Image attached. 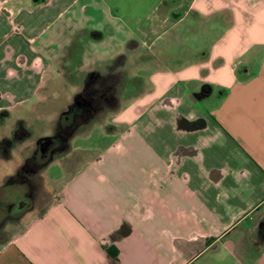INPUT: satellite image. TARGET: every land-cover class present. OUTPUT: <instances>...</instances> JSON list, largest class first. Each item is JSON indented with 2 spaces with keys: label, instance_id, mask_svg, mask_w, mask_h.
Returning <instances> with one entry per match:
<instances>
[{
  "label": "crops",
  "instance_id": "1",
  "mask_svg": "<svg viewBox=\"0 0 264 264\" xmlns=\"http://www.w3.org/2000/svg\"><path fill=\"white\" fill-rule=\"evenodd\" d=\"M0 2V113L122 49L161 68L0 264H264V0Z\"/></svg>",
  "mask_w": 264,
  "mask_h": 264
},
{
  "label": "rangeland",
  "instance_id": "2",
  "mask_svg": "<svg viewBox=\"0 0 264 264\" xmlns=\"http://www.w3.org/2000/svg\"><path fill=\"white\" fill-rule=\"evenodd\" d=\"M9 9V3L0 2V12L5 14L14 32L13 28H19L15 21L17 13H9ZM109 48L106 52L111 55L113 52ZM121 51L123 55L114 61L99 58L90 61V66L84 68L86 72L70 77V87L64 81L51 84L49 89H56L59 93L54 94L55 98H43L34 103L31 101L12 112L0 113V249L43 213L77 171L122 135L125 126L114 121L115 115L150 90V74L161 69L154 56L149 50L133 53L127 48ZM66 53L63 51L64 56ZM88 73L99 75L97 80L100 86L108 78L117 77L116 103L112 107L103 108L92 122L81 125L75 134L60 145L62 150L57 154H51L46 146L44 167L32 173L25 161L41 153L38 141L52 138L56 134L58 118L63 112L69 111L76 101H81L78 94L82 92L85 81L91 79ZM49 94V91L44 93L45 96ZM90 102L88 98L83 103ZM25 192L29 194L27 206L15 213L10 205L15 202L18 194Z\"/></svg>",
  "mask_w": 264,
  "mask_h": 264
},
{
  "label": "trees",
  "instance_id": "3",
  "mask_svg": "<svg viewBox=\"0 0 264 264\" xmlns=\"http://www.w3.org/2000/svg\"><path fill=\"white\" fill-rule=\"evenodd\" d=\"M96 76V80L93 78ZM92 79H87L84 84V88L80 94H78V99L76 103L72 104L70 107V113H65L58 120V127L56 129V138L65 142L73 134L77 132V129L84 124L92 122L94 116L100 114V111L105 107H112L116 103V89H117V77L113 76L108 78L103 85H99L98 77L99 75L92 73L89 75ZM88 96V97H87ZM88 98H92L90 102V107L84 105L83 102ZM83 100V101H82ZM64 117L68 119L65 120ZM264 237V227H263Z\"/></svg>",
  "mask_w": 264,
  "mask_h": 264
},
{
  "label": "flooded vegetation",
  "instance_id": "4",
  "mask_svg": "<svg viewBox=\"0 0 264 264\" xmlns=\"http://www.w3.org/2000/svg\"><path fill=\"white\" fill-rule=\"evenodd\" d=\"M83 104H85V103H83ZM86 105H88L90 107L91 104L87 103ZM69 111H66L65 113H68ZM65 113L63 112L62 115ZM60 117L58 118V120L60 119ZM64 119L67 120L68 118L64 117ZM57 127H58V121L56 123V129H57ZM62 144H63V141H61L60 139H57L55 134L52 136V138H48L47 140H44V142L38 141V145H39L41 153L38 156L36 154H34L31 158H29L28 160L25 161V165H28V167H30L29 169L32 173H37L38 171H40L44 167L43 160L45 158L44 150H45L46 146L48 147L47 149L51 154H57L59 150H62V148H61ZM28 199H29V194L27 192H25L23 194H18L15 197V202L12 203L10 205V207L12 206V210L15 213H19L21 211V209H19V206L22 205V207L23 206L26 207Z\"/></svg>",
  "mask_w": 264,
  "mask_h": 264
},
{
  "label": "water",
  "instance_id": "5",
  "mask_svg": "<svg viewBox=\"0 0 264 264\" xmlns=\"http://www.w3.org/2000/svg\"><path fill=\"white\" fill-rule=\"evenodd\" d=\"M45 140H47V139H45ZM41 141H42V142H44V139H43V140H41ZM21 208H22V205H20V206H19V209H21Z\"/></svg>",
  "mask_w": 264,
  "mask_h": 264
}]
</instances>
